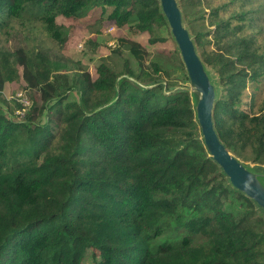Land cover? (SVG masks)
<instances>
[{
	"label": "trees",
	"instance_id": "1",
	"mask_svg": "<svg viewBox=\"0 0 264 264\" xmlns=\"http://www.w3.org/2000/svg\"><path fill=\"white\" fill-rule=\"evenodd\" d=\"M95 9L150 44L168 38L157 0H0V35L33 20L62 46L68 30L56 18ZM210 24L216 39L230 32L228 21ZM118 43L136 70L126 59L121 71L102 63L94 80L60 72L65 65L45 52L0 48V264H179L186 254L197 264H264V213L208 157L189 94L166 93L169 71L155 57L147 65L139 42ZM249 55L233 41L202 61L219 77L220 141L261 167L264 101L254 111V95L243 99L255 74ZM178 69L186 82L180 61ZM20 78L38 94L28 106L1 97Z\"/></svg>",
	"mask_w": 264,
	"mask_h": 264
},
{
	"label": "rangeland",
	"instance_id": "2",
	"mask_svg": "<svg viewBox=\"0 0 264 264\" xmlns=\"http://www.w3.org/2000/svg\"><path fill=\"white\" fill-rule=\"evenodd\" d=\"M176 2L181 11L183 26L189 32L201 61L203 60V51L205 55L210 54L216 48H224L233 41L246 46L248 55L250 54L248 60L252 57L255 74L247 79L243 90V99L248 101L247 97L254 95L253 98L256 102L254 111H257V107L264 101V0H176ZM213 11L216 13L215 17L211 16ZM109 14L108 10L100 15V10L95 9L83 19L58 16L56 23L65 26L68 30V36L62 46L48 38L36 21L30 20L23 29L19 28L16 23L12 29L8 30L11 34L10 37L0 35V48L10 50L22 47L25 50L34 49L35 52H45L53 61L65 65L60 69V72L79 75L86 71L94 80L97 77L96 70L102 63L115 71H121L122 63L126 59L129 66L136 70L130 54L119 46L118 39L125 38L139 42L150 53V56L146 58L147 65L150 59L157 58L156 61L161 67V71H169L168 75L175 88L188 90L191 88L188 82L177 79L178 61L181 64L182 62L169 28L168 38L165 42L150 44L147 41L149 37L147 34L140 33L128 25L117 27ZM186 15L187 17H185ZM211 19L228 21L230 32L220 39L214 38L215 26L210 24ZM195 34L202 37L200 47L196 45ZM205 68L217 86L216 82L219 77L215 70L206 65ZM22 90L29 102L30 99L38 100L37 92H29L21 78L18 81L6 82L1 97L10 101L17 93L23 92ZM11 117L15 118L14 115ZM236 158L254 171H264V166L257 167L251 161ZM262 246L264 248V239ZM179 258H181L179 264H189L188 259L191 260V264H197V257L191 254H186L184 257L180 255Z\"/></svg>",
	"mask_w": 264,
	"mask_h": 264
},
{
	"label": "water",
	"instance_id": "3",
	"mask_svg": "<svg viewBox=\"0 0 264 264\" xmlns=\"http://www.w3.org/2000/svg\"><path fill=\"white\" fill-rule=\"evenodd\" d=\"M170 34L177 45L190 89L194 117L199 128V139L208 157L221 169L230 186L250 199L264 213V171H254L243 165L220 141L213 122V109L217 88L206 71L204 63L196 53L189 32L183 26L181 11L176 0H157Z\"/></svg>",
	"mask_w": 264,
	"mask_h": 264
},
{
	"label": "built area",
	"instance_id": "4",
	"mask_svg": "<svg viewBox=\"0 0 264 264\" xmlns=\"http://www.w3.org/2000/svg\"><path fill=\"white\" fill-rule=\"evenodd\" d=\"M16 101H18L19 103H22L23 106H28L30 104L28 98L26 97V95L23 92L17 93L15 96ZM16 114L22 116L23 113L22 112H16Z\"/></svg>",
	"mask_w": 264,
	"mask_h": 264
}]
</instances>
